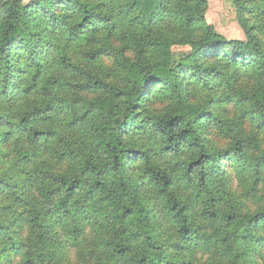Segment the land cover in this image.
<instances>
[{"label": "clouds", "instance_id": "clouds-1", "mask_svg": "<svg viewBox=\"0 0 264 264\" xmlns=\"http://www.w3.org/2000/svg\"><path fill=\"white\" fill-rule=\"evenodd\" d=\"M0 264H264V0H0Z\"/></svg>", "mask_w": 264, "mask_h": 264}]
</instances>
